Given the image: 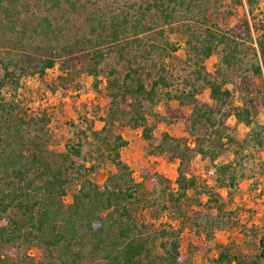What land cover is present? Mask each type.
Wrapping results in <instances>:
<instances>
[{
  "label": "trees",
  "instance_id": "obj_1",
  "mask_svg": "<svg viewBox=\"0 0 264 264\" xmlns=\"http://www.w3.org/2000/svg\"><path fill=\"white\" fill-rule=\"evenodd\" d=\"M243 1L249 17L230 24ZM258 3L0 0V264H193L180 252V230L146 216L152 202L145 187L165 197L163 211L206 239L238 225L227 208L240 181L256 170L264 175V160L245 165L250 149L264 147V20L254 13ZM171 35L182 45V58ZM212 55L217 61L208 72ZM76 62L106 105L99 118L104 126L80 132L77 142L58 152L49 147L50 117L22 114L7 95L24 76L42 80L57 63L64 76L48 90L67 89ZM204 92L208 101L199 98ZM178 121L192 147L168 132L154 138L158 124L169 128ZM116 123L140 131L150 155L175 163L172 183L146 170L140 182L134 180L120 157L127 141L113 131ZM237 126L248 129L240 141L233 135ZM86 141L92 154L83 151ZM104 155L114 171L100 183L95 174ZM194 155L213 164L212 187L197 188ZM223 155L232 158L215 164ZM253 237L252 255L221 245L209 264H264V230ZM33 248L39 258L29 255Z\"/></svg>",
  "mask_w": 264,
  "mask_h": 264
},
{
  "label": "rangeland",
  "instance_id": "obj_2",
  "mask_svg": "<svg viewBox=\"0 0 264 264\" xmlns=\"http://www.w3.org/2000/svg\"><path fill=\"white\" fill-rule=\"evenodd\" d=\"M90 1L95 2V0ZM99 4L97 3L95 6ZM108 4L111 3L108 2ZM102 8L104 10L107 9L104 6ZM254 13H256L259 19L264 20V0H259L258 5L254 8ZM243 16L249 17L244 1L237 9V17L232 18L230 24L239 21ZM254 38H256V35H254ZM170 39L178 46V51L175 55L182 58L184 56L182 45L177 44V39L174 35H171ZM216 61V55H212L206 60L205 65L208 72L213 71ZM72 62L70 61V64ZM69 72L70 75L66 78L68 82H71V85L67 89L59 88L56 93H51L48 90L47 84L54 81L58 83V76H64V73L59 68V63H57L56 67L48 71V75L42 80L37 78L36 75L24 76L17 91L10 92L7 95L8 98L18 104L22 114L39 115L44 113L50 117L52 140L49 147L58 152L64 151L66 144L77 142L80 132L88 134L90 128L100 131L104 126V123L99 118L104 115L102 109H105L106 105L99 91L92 89L91 77L87 76L81 69V62H76L69 69ZM262 79L264 82V73ZM101 82L102 84L99 86V89H102L104 86L103 79H101ZM228 87L231 89V86ZM233 96L234 104H240L238 94L235 93ZM199 98L202 101H208L207 92H204ZM96 108H99V111ZM172 108L175 109V104L172 105ZM159 111H163L162 107L159 108ZM183 112L187 114L188 110L183 109ZM260 121L264 124V109ZM69 122L74 124L75 128L69 126ZM234 122V118H230L227 123L229 126H234ZM114 130H116V134L127 141V145L120 150V157L131 169L136 182L141 181L140 174L143 170H146L149 174H157L159 177L169 180L170 183L173 182L175 163L169 162L166 155H150L148 153V146H146V143L141 138L140 131H132L128 127L117 125V123L113 127ZM247 130L243 126H237L233 135L240 141L244 138ZM163 132H168L172 137L185 138L188 146H193V139L186 132L183 121H178L169 128L164 124H158L153 131L154 138L159 139ZM88 142L86 141L83 151L92 154L93 144L89 145ZM250 151L252 157L246 159L245 165L252 168L255 157L264 160V147L258 153L254 149H250ZM93 156H95L94 153ZM231 158V155L220 156L215 164H225ZM190 166L197 179L198 189L203 188L205 185L212 187L213 184L209 178V173L213 170V164L207 160H203L198 155H194L190 160ZM254 170H256V167ZM110 171L113 172L114 167L104 155L100 163V169L95 174V180L101 183ZM170 186L173 187V185ZM145 189V195L152 202L151 209L145 212L146 216L158 218V221L167 223L174 229L180 230V252L183 258H189L193 264H209V258L217 255L216 248L221 245L231 246L236 251L247 255L253 254L249 249L250 244L254 242L253 234L254 232L257 233L264 230V175H260L258 170L254 171L252 178L240 181L235 191L233 202L227 208V210L234 214L238 225L232 229L215 232L210 239H206L203 235H198L190 229L188 223L175 220L167 212L163 211L161 205L165 202V197L162 198L158 190L154 192L149 187H145ZM218 192L222 196L226 195L225 190ZM70 193L68 192L64 198L65 203L70 202ZM193 195L195 193L189 191L188 196L191 197ZM199 198L202 203L206 201V197L203 195H200ZM28 253L34 258L40 257V251L37 249L33 248Z\"/></svg>",
  "mask_w": 264,
  "mask_h": 264
}]
</instances>
